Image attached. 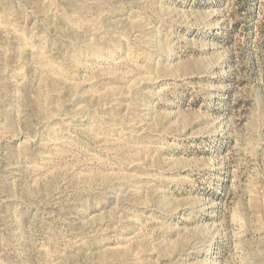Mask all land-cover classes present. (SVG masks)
<instances>
[{
	"label": "rangeland",
	"instance_id": "obj_1",
	"mask_svg": "<svg viewBox=\"0 0 264 264\" xmlns=\"http://www.w3.org/2000/svg\"><path fill=\"white\" fill-rule=\"evenodd\" d=\"M0 264H264V0H0Z\"/></svg>",
	"mask_w": 264,
	"mask_h": 264
}]
</instances>
